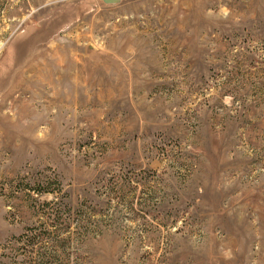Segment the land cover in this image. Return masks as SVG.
Wrapping results in <instances>:
<instances>
[{"label": "rangeland", "instance_id": "1", "mask_svg": "<svg viewBox=\"0 0 264 264\" xmlns=\"http://www.w3.org/2000/svg\"><path fill=\"white\" fill-rule=\"evenodd\" d=\"M0 264H264V0H0Z\"/></svg>", "mask_w": 264, "mask_h": 264}, {"label": "water", "instance_id": "2", "mask_svg": "<svg viewBox=\"0 0 264 264\" xmlns=\"http://www.w3.org/2000/svg\"><path fill=\"white\" fill-rule=\"evenodd\" d=\"M105 3H117L119 0H103Z\"/></svg>", "mask_w": 264, "mask_h": 264}]
</instances>
